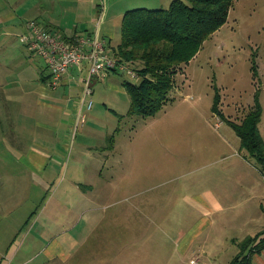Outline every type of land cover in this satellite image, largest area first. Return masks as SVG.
Here are the masks:
<instances>
[{"label": "rangeland", "instance_id": "374dc122", "mask_svg": "<svg viewBox=\"0 0 264 264\" xmlns=\"http://www.w3.org/2000/svg\"><path fill=\"white\" fill-rule=\"evenodd\" d=\"M20 55L35 67L44 64L38 55ZM119 76L95 81L92 107L83 109L88 118L75 131L89 130L81 136L90 145L84 151L90 149L99 160V169L83 170L84 200L64 194L60 172L41 170L36 173L54 185L49 191L37 187L35 197L24 203L23 181L32 172L20 171V223L37 206L36 214L41 208L42 213L33 229L34 220L12 228L10 236L1 230L0 249L14 240L18 251L13 264L27 259L23 264H37L45 255L39 249L45 242L35 235L38 224L48 221L60 231L63 226L55 218L62 223L65 214L73 213L71 232L79 231L78 239L84 229L95 228L87 241L99 237L102 243L130 247L131 252L123 251L124 259L116 256L117 264H190V258H198L197 264H226L237 253L238 242L264 226L259 208L260 202L264 205V172L240 148L228 122L243 119L256 90L264 107V0H233L226 22L177 69L168 99L154 114H127L129 95ZM261 117L264 137V111ZM78 146L73 144L70 155L91 165ZM4 157L6 165L9 156ZM4 169L2 181L12 185L17 171ZM6 201L11 207V198ZM56 208H63V214ZM59 239L63 244V235ZM185 244L189 250L183 256Z\"/></svg>", "mask_w": 264, "mask_h": 264}, {"label": "crops", "instance_id": "0c3cea01", "mask_svg": "<svg viewBox=\"0 0 264 264\" xmlns=\"http://www.w3.org/2000/svg\"><path fill=\"white\" fill-rule=\"evenodd\" d=\"M171 1L0 0V232L1 230L5 232L6 229L7 235L10 236L12 228L17 229V226L19 229L24 228L29 221L34 220L29 228L33 229L37 225V216L40 215V212L42 213L41 208L36 214L37 206L29 211L27 217L20 223L22 218L18 219L17 217L21 213L22 206L18 194L20 171L32 172L27 181H23L22 186L26 187L27 199L24 203L35 197L37 187L41 191L46 187L49 191L54 185L53 182L48 183L49 180L42 177L43 175L36 173L41 170L60 172L64 194L67 192L77 194L78 202H82L85 195V190L80 182L83 170L99 169L98 157L94 156L89 151L90 149L84 151V148H90V145L81 140L82 134L89 130L85 129L83 132L75 133L80 114L85 115V122L88 118L85 101L81 99L85 66H72L70 71L62 77L58 86L49 85V70L45 66V62L43 65L38 64L35 67L27 62L29 58L24 59L20 55L23 53V56L27 57L26 54H28L30 57L31 54L20 40V34L26 31V22L35 20L48 29L57 30L63 38L69 40H74L82 35L97 34L108 46L116 48L120 41L121 20L126 10L166 8ZM113 41L117 43L111 45ZM21 47L27 52L21 51ZM20 67L22 69H19ZM15 69H17L16 72ZM112 73L113 75H111ZM114 75L121 76L120 86L126 92L123 80L127 78L123 76V72L119 70L109 72L106 77ZM84 108L86 111L83 110ZM110 111L116 114L113 109ZM263 111L264 107L262 106V113ZM262 122L261 117L258 128ZM259 132L261 134L260 129ZM261 136L263 137L262 134ZM74 143L80 146V149L76 148V150H80V154L86 152L91 165L83 163L81 158L73 156L74 154L70 155V148ZM4 156H9L6 165ZM21 160H23L22 165L20 164ZM5 166L15 168L17 171L13 182H11L12 185L9 186L2 181ZM54 182L58 184L59 177H56ZM51 195L52 193L49 196ZM8 198H11V207H6L7 201L4 203V199ZM81 206L79 205L80 209ZM72 208L71 206L70 209ZM259 208L264 211V205L261 202ZM56 210L63 214V208L60 210L56 208ZM76 213L78 211L74 212V214ZM74 217L73 213L70 215L67 213L64 215L62 223L55 218L57 226H63L61 227L63 232L58 229L52 230L48 221L42 225L38 224L35 235L37 239L45 242L44 246L39 247L45 255L37 264H117V255L124 259L126 253L132 251L125 245L102 243L99 237L87 241L95 235V228L84 229L81 233L83 238L78 239L76 234L79 231L71 232L73 228L70 226L72 222L70 218ZM92 218L93 216H91ZM263 229L264 226H260L254 234L246 235L241 240L247 236H253ZM60 235H63V244L59 239ZM260 237H264V233ZM186 250H189V244H185L180 249L183 256H185ZM17 251L18 248L14 240L10 241L8 245H5L4 250L0 249V264H13ZM130 256L131 254L128 255L129 258ZM29 261L30 259L19 261V264ZM124 261L126 262V260ZM144 264H151V262ZM250 264H264V247L251 254Z\"/></svg>", "mask_w": 264, "mask_h": 264}, {"label": "trees", "instance_id": "16d2710c", "mask_svg": "<svg viewBox=\"0 0 264 264\" xmlns=\"http://www.w3.org/2000/svg\"><path fill=\"white\" fill-rule=\"evenodd\" d=\"M233 0H172L166 8H133L123 14L120 41L114 49L130 60L140 77L128 78L123 86L129 95L127 114L152 115L168 99L178 68L189 62L203 42L228 17ZM254 95V105L240 122L228 120L240 140V148L264 172V139L258 124L262 108ZM216 107V106H215ZM264 229L238 244V253L227 264H250L251 254L264 247Z\"/></svg>", "mask_w": 264, "mask_h": 264}, {"label": "built area", "instance_id": "2783aa9c", "mask_svg": "<svg viewBox=\"0 0 264 264\" xmlns=\"http://www.w3.org/2000/svg\"><path fill=\"white\" fill-rule=\"evenodd\" d=\"M24 46L35 55L41 57L49 70V85L56 87L62 77L72 66H85L81 99L87 109L92 107V84L97 79L105 78L109 72L121 71L129 80H140L132 68L130 60H123L116 55L114 48L108 46L97 34L82 35L74 40L63 38L57 30H51L35 20L26 22V31L20 34ZM85 122V115L80 114L77 123ZM198 258H191V264H197Z\"/></svg>", "mask_w": 264, "mask_h": 264}]
</instances>
